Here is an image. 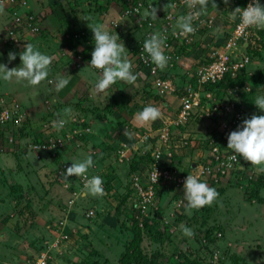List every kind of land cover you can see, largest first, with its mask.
<instances>
[{
	"label": "rangeland",
	"instance_id": "1",
	"mask_svg": "<svg viewBox=\"0 0 264 264\" xmlns=\"http://www.w3.org/2000/svg\"><path fill=\"white\" fill-rule=\"evenodd\" d=\"M23 1L26 2V5L19 2L13 6L14 14H12V10L9 11L12 6L4 7L6 11L4 10L3 14H0V54H2L0 63L6 64L9 68L19 66L21 61L20 51L17 47L10 45L7 39L3 41L4 35L7 36L6 26L12 22L13 17L20 24L19 26H23L25 19L22 17L35 14L30 11L32 6L37 8L39 3H52L53 10L56 12V14L53 13L54 21L51 23L53 30L56 26L55 16L60 15L58 4L65 5L64 10L72 12L74 16H72L75 22L73 26L76 30L72 35L74 38L66 37L68 39L66 42H69L70 45L72 43L77 45L78 42L77 50L84 58H91V52L94 49V40L90 34L91 29L88 27V23H97L96 20L101 19V13L105 12L102 11L104 7L108 9L109 13L114 10L111 7L112 4H109V7L106 6L108 4L106 0H32V2L28 0L31 7L27 0ZM86 1L90 2L88 6L84 4ZM134 1L117 0L115 11L112 13L114 19L118 18L123 8ZM66 2L71 4L72 9H69V5L66 6ZM215 2L217 7H213V1L208 2L207 12L204 15L206 21L211 20L209 25L200 27L196 36H193L196 38L195 41H191L184 49L190 48L193 52L207 49L206 44L198 43L197 38L199 35H204L205 30L213 26L217 32L214 39L215 45L209 44L210 49L225 40L224 32L231 29L235 20L231 14L233 10L229 9L224 0H215ZM261 5H264V0ZM142 11L138 14L139 19L144 17L145 10ZM161 18L162 16L157 19V25H161ZM136 19L134 17L124 18L123 22L113 20L116 22L115 24L107 19L106 30L118 27L115 31L120 37L118 43H124L128 59L133 68L138 70L139 67L135 63L136 56L131 53L140 35L138 28L141 26L138 25L139 20ZM141 28L144 31L143 27ZM25 32L24 30L20 31L19 42L20 39H26L27 35V38L33 36ZM41 32L39 26V31L35 36L37 37ZM81 33L84 34L82 38ZM84 37H88V39L86 40ZM38 40L35 38L32 42ZM59 46L58 43H53L51 46L55 64H58L61 59V55L58 56ZM247 50L250 52V58L248 65L246 64V71L243 73L244 81L222 89L216 94L223 101L226 98L234 100L235 109L241 107L243 119L250 118L252 114L264 115V111L254 103L257 96L264 95V37L259 35L258 39L252 40V45H248ZM9 51L17 54L15 60H8ZM40 51L44 53V51ZM200 54H203L200 59L201 64L207 56V50ZM141 73L140 80L135 82L136 85L132 84L131 88L122 86L121 89L110 86L111 93L116 90L114 94L108 95V98L106 93L102 96L98 95L97 101L90 105L93 104L96 109L100 110L110 101L116 100L124 102L126 108L140 109L151 104L157 106L162 112L163 109L160 105L162 98L150 96L148 90H150L151 84L147 81L146 75ZM98 75L94 76V79H97ZM50 78L54 79V74ZM25 84H27L26 81L17 83L15 80L12 82L0 80V106L17 102L23 111L25 107L28 111V115L26 110L24 111L26 113L25 123L23 126L21 124V130L19 134L14 135L12 142H9L7 138L13 132L14 127L9 126L12 128L9 131L8 125H0L3 128L6 127L5 130L2 129L3 134L0 135V264H29L37 253L46 250L48 256L46 264H119L118 257L131 239L133 231H136L135 225L140 229L139 233H142L141 253L147 257L160 255L164 264H176L183 257L200 260L203 264H264V212L258 211L254 207V204L259 203L261 208H264V172H261L258 166L241 158L243 171L222 180L221 184L225 188L222 192H218L219 195L212 205L204 206L199 210L193 209L191 215L188 214L186 208L187 201L184 198L183 187L170 186L166 188L164 185L157 188L154 200L155 209L148 211L147 214L138 215L137 211L130 207L131 205L129 206V196L125 195L128 184L127 177L128 172H132L136 168H142L141 172L146 168L149 162L147 153L142 149L137 153L138 151H133L130 148L128 157L130 165L127 166V171L125 169L124 176L120 178L119 182L108 173L102 174L101 177L105 178V182H103L105 194L100 197L85 194L83 191L85 181L82 177L73 175L65 179L64 176V171L69 166L67 162L69 156L75 151L73 149L80 146L79 140L84 137L83 135L73 134L68 145L55 148V152L59 154V162L51 161V152L40 153L39 159L35 158L36 153L31 152L30 144L32 142L43 139L46 135H50L49 132H52V125L49 122L55 115L50 116L45 113L47 110L53 109V103L43 102L41 105L28 101L23 96L27 90ZM182 87L181 84L176 86L173 98L175 95L177 96ZM96 94L100 93L96 92ZM110 96L112 99L109 98ZM165 98L170 100V95ZM109 99L111 100L109 101ZM43 105L42 111H38ZM61 116H63L62 113ZM78 117H83V121L85 119L83 115ZM66 118L68 117L64 119ZM217 118L191 120L193 123L184 126L183 129L179 128L178 131L184 133V137L175 141V153L172 155L178 162V169L187 172L191 169L192 162H200V155L204 153L203 136L219 131ZM153 122L155 124L153 123L151 128L157 124L158 119ZM176 130L173 132L174 134L178 132ZM206 130H210V132L207 133ZM135 134L136 130H133L132 137L129 135L112 144L105 143V147H103L105 150L101 148L103 150L102 163L111 167L112 165L106 164L109 161L112 163L111 153L121 143H131L136 138ZM104 136L108 141L113 140V137L107 133ZM14 140H18L20 149L23 147L25 150L27 149L26 157L30 158L29 160L18 148L16 149V146H11ZM75 143H79V145L74 146ZM86 143L85 141L84 144ZM184 148L186 149L184 150ZM84 149L87 148L84 147ZM30 160L44 161L35 163ZM113 164L116 166L115 163ZM101 168L104 169L103 164ZM58 170L62 173L56 178L55 175H59ZM206 183L208 184V182ZM260 183L263 185L260 186ZM68 184L78 190L77 192L80 194L77 197L71 198V193L66 190ZM256 188L261 192V197L259 192L258 196L254 195L253 192L256 191ZM69 198H71V202L68 201ZM246 206L247 208L251 206L248 222L250 225L247 223L249 209H246ZM89 210H92V213L88 216ZM253 210H256V214L253 213ZM254 221L257 222L253 225ZM145 224H152L150 231L145 230ZM182 224L192 228L194 236H184L180 227ZM207 229L213 230L212 234L218 231L221 233L220 237L215 234V240L209 247L211 251H208V248L206 249L204 246L205 249L201 247V241L203 242L201 237ZM64 234L66 237L57 239V236ZM57 242L59 243L54 245ZM173 247L176 248L174 252H172ZM213 253H215V257H213Z\"/></svg>",
	"mask_w": 264,
	"mask_h": 264
},
{
	"label": "built area",
	"instance_id": "2",
	"mask_svg": "<svg viewBox=\"0 0 264 264\" xmlns=\"http://www.w3.org/2000/svg\"><path fill=\"white\" fill-rule=\"evenodd\" d=\"M168 1L170 7L163 12L161 25H157L158 22L156 19L152 20L150 17L149 19L143 17L142 21L145 25L144 23H139L138 25L143 27L144 31L142 36L145 39L155 32H160L166 36L164 54L169 57L166 68L170 70L180 60V53L176 51V48H173V44L178 46L180 43H190L199 28L204 25L208 26L211 20L208 19L206 21L205 17L201 15L193 22L194 33L188 34L187 36H180L178 34L179 29L175 28L173 23L180 15H187L193 9L187 7L186 0ZM19 2L24 4L23 0H0V4L4 6H14ZM233 2L237 1L233 0ZM249 2L251 0H243L235 5L234 9L236 7L245 8ZM262 2L263 0H260L261 4ZM150 5L154 6L152 0H135L127 5L126 8H123L120 15L122 17L138 16L142 10H148ZM171 5L175 6L172 7ZM195 10L198 11L199 6ZM17 19L19 20V17ZM22 19H25L22 24L23 26H19L20 24L15 21L16 19L14 17L12 22L8 24L6 39L9 44L18 43V35H20L21 30L31 35H35L39 31V26L33 15L28 14L26 17H22ZM260 30L263 29L242 25L240 17L237 15L232 28L229 30L222 44L209 49L207 51L208 61L202 62L192 71V76L188 78L182 87V91L176 96L177 105L173 111L168 114H162L158 118L157 124L151 129L136 131L134 142L138 146L140 145L142 151L147 153L149 157L146 168L142 172V168L131 172L128 181L131 191L130 198L128 197L130 199L129 206L131 205L130 207L136 210L138 215L147 214L148 211L155 209L156 187L160 185H164L166 188L170 186L180 187L183 185L187 175H195L198 179L206 178L209 184L218 185L222 183V180L229 178L230 173L240 165L242 156H238L231 149H228L224 143V139L241 124V107L235 109L234 100L226 98L223 101L220 96L216 95L219 91L215 88H208V86H214L223 80L225 75L233 78L244 71L250 58V52L247 50L248 45H252V40L259 38ZM137 45L135 51L136 60L146 69L152 92L163 99L166 96L174 94L176 85L173 81L168 77L162 76L159 68L151 62L147 53L143 51V43H138ZM192 77L193 83L190 81ZM228 92L230 93V90ZM54 115V118L49 122L50 125H52V121L54 120L65 118L64 115ZM215 117H218L216 120L219 131L214 137L211 136L212 134L203 136L206 148L204 147V153L200 155V162L195 163L187 172L178 169V162L172 155L175 153V141H179L180 139L176 138L173 130L179 129L180 126H187L189 123H193L195 119L200 121L210 120ZM68 118H66L67 123L63 129H54L53 131V127H51L52 132H49L50 135H46L43 139H39L30 144L31 152L36 153L35 158L40 157V153L42 152L53 153L55 148L68 145L73 134L85 136L90 132V128L84 123L82 118H79L75 114H72ZM25 119L26 114L17 102L0 106V125H8L9 131H11V127H14L13 132L7 138L9 142H12L14 135L19 134ZM78 145L79 143L74 144V146ZM130 148L128 144L121 143L113 151L112 163L119 164L128 162ZM131 149L136 151L138 147ZM234 155L236 158L232 159ZM168 162H173V164L169 165ZM156 171L159 175L155 184L153 183V177L156 175ZM59 173L60 170H58ZM93 175H99L101 177L97 171L93 172L88 178H91ZM72 195L73 197L77 196L76 193ZM91 213L92 210H89L87 215L89 216ZM63 237H66V235L57 236V239H62ZM58 243H54V245ZM47 257V250L45 252H39L29 264H46ZM213 257H215V253H213Z\"/></svg>",
	"mask_w": 264,
	"mask_h": 264
},
{
	"label": "clouds",
	"instance_id": "3",
	"mask_svg": "<svg viewBox=\"0 0 264 264\" xmlns=\"http://www.w3.org/2000/svg\"><path fill=\"white\" fill-rule=\"evenodd\" d=\"M229 0H224L227 4ZM187 7L193 9L187 15H180L176 22L180 36H187L194 33L193 22L202 14H206L208 0H186ZM174 7L175 5H171ZM199 6V10L197 9ZM213 7H217L213 0ZM4 12V5L0 4V14ZM232 18L239 15L242 25L264 29V5L260 0H251L247 7H236L232 12ZM145 18L157 19V8L149 6L144 12ZM88 27L93 32L94 49L91 52L90 66L99 69L100 73L95 84L97 92L102 93L118 80L135 84L139 73H133V65L128 59L124 43H118L119 35L110 34L104 24L88 23ZM176 34V33H174ZM166 36L160 32H155L148 36L143 42V51L147 53L151 62L160 70L167 67L169 57L164 54V44ZM2 55V54H0ZM16 53L9 51L8 60L16 59ZM20 65L9 68L6 64L0 63V80L12 82H27L28 85L37 86L49 77L50 65L54 57L42 53L31 43H26L25 48L19 53ZM52 83V81H49ZM69 83L67 78L57 77L55 81L56 91H61ZM255 105L264 111V95H259L254 100ZM65 117H71L72 109L70 107L63 110ZM162 115L161 110L154 105H146L136 113L135 120L141 124H147L155 121ZM67 123L66 119L60 118L52 121V127L61 130ZM227 148L234 154L242 156L245 161H250L252 165L258 166L261 172H264V115L252 114L250 118L242 120L236 130L227 135ZM234 155L232 159H235ZM94 166L92 155H87L83 160L73 159L70 166L64 171L65 179L75 175L84 179L83 191L93 197H100L105 194L103 179L99 175H93L88 178V169ZM231 166V165H229ZM158 172L153 177V183L158 180ZM184 198L187 201L186 208L188 214L191 210H199L204 206H210L216 200L219 193L214 187L201 181L195 175H187L183 183ZM182 234L187 237L194 236L192 228L181 225Z\"/></svg>",
	"mask_w": 264,
	"mask_h": 264
},
{
	"label": "crops",
	"instance_id": "4",
	"mask_svg": "<svg viewBox=\"0 0 264 264\" xmlns=\"http://www.w3.org/2000/svg\"><path fill=\"white\" fill-rule=\"evenodd\" d=\"M29 1L32 2V0H29ZM116 1L115 0H106V3H108L106 6L109 7L112 4L111 7H113L114 10H111V13H109L108 9H106V7H104L102 11H105V12L103 14L101 13V16H100L101 19L100 20L97 19L96 20L97 23L104 24L105 27H107V25H106L107 19L109 21H112V22H114L113 20H115L117 22L118 21L123 22L124 18H129V17H122L119 13L118 18L114 19L112 13L115 11V2ZM163 1L165 2V0H152V2L154 3V6L155 5H157V6L161 5ZM210 1H213V0H208V2H210ZM27 2H28V0H27ZM28 4H29V2H28ZM39 4L37 5V8L35 6L31 7L30 4H29V6L31 7L30 8L31 13L32 12L35 13V14H33V16L36 17V22H37L38 26H40V30H42V32L37 37L35 36L36 35L35 34L32 37L27 38V36H28L27 35L26 39H20V42L18 41L17 44H10V45H14L15 47H17V49L20 52H22L25 48L26 43H31V44H34V46L42 47V48H38V47H35V48L44 51V54L52 56L51 46L53 43H58L60 45L59 50H58V56L61 55V59H60L58 64H55L56 62H54V63L52 62V64L50 65L49 77L46 78L44 81H42L39 85L31 86V85L25 84L24 86L27 87V90H26V93L23 94V96L26 97V99L28 101L37 102L38 104L40 103L41 105L43 104V102L53 103L54 104L53 109L47 110L45 112V113H48L50 116H53L54 114H61V113L63 114V110L65 108H68V107H70L72 109V114H75V115L80 116V117H82V115H83L85 117V119H84L85 124L88 123L86 125L90 128V133H88V135H87V140H89V141L91 140V142H89V143L94 144V145L97 144L99 148L105 147L104 146L105 143L112 144L121 138L128 137L129 135L132 134L133 130H136L137 132L146 131L147 129L149 130L151 128V125H153V123H154L153 121L149 122L147 124H141L138 121H136L134 118L136 113L141 111L143 108L136 109L134 107H131L132 109H131L130 115H128L125 112L120 113L123 116L121 124L118 123V118L115 119L116 116H118V113L116 111H114V113L108 114V112L104 113L102 110H95L94 111L91 109L94 106H93V104L90 105V103L96 102L97 101L96 97H98V95L102 96L106 93V95H107L106 97L108 98V95L114 94L116 92V90L114 91V93H111L110 89L112 90V88L109 87L104 92H102L100 94H96L97 90L95 89V84H96L97 79H94V76L99 74L100 70L95 69L89 65L90 60H91L90 57L84 58L83 55L81 56V54L77 50L78 49V42H77V45H75L74 43H72V45H70L69 42L68 43L66 42V41H68V39H73L74 36H72V35L76 32V30L73 26V23H75V22L73 21L74 16H73L72 12L64 10L65 5H60L57 3L58 4V11H59L60 15L55 16L56 17V20H55L56 26L52 30L53 26L51 25V23L54 21L53 20V18H54L53 13L56 14V12L53 10L54 6L52 5V3L48 4V2H42L40 4V7H39ZM65 4L67 7L69 5V9H72L70 3L66 2ZM84 4H86L88 6L90 4V2L86 1ZM116 6H117V4H116ZM4 7H8V6H4ZM12 9H13V6L11 7V9H9V11H11ZM4 10L6 11V9H4ZM11 12L13 14L15 12V9L12 10ZM157 16H158L157 19H159V17H161L162 15H161V13H158V11H157ZM136 17H139V16H134V18H136ZM157 19H156V21H157ZM7 20H9V19H7ZM115 23L116 22H114V24ZM173 24L176 27V23L174 22ZM41 26H42V28H41ZM117 29H118V27L113 28L111 30L109 29L108 31L110 32V34H114V32ZM138 29L140 31L139 39H141L142 35H143V31H142L141 27H139ZM112 30H114V31H112ZM127 32H129V31H127ZM216 32H217V30L213 26V27L205 30L204 35H202V36L199 35V38H197L198 43L202 42L203 44H206L208 46L207 49H205V50L201 49V50H197V51L193 52V50H191L190 48H188V49L186 48V49L179 52L180 53V60L175 65L174 68H172L170 70H163V71L169 72L170 79L173 81V83L176 86L178 84H181L182 86H184V84L188 80V78L190 76H192V71L200 64V59H201V56L203 55L200 53H203L206 50L208 51L210 48L209 44L215 45L214 39H215V33ZM90 34L93 37V32L91 30H90ZM115 34H116V32H115ZM20 36L21 35H18V39ZM83 36H84V34L81 33V38ZM0 37H1V35H0ZM5 37L6 36L4 35L3 41H5V39H6ZM66 37H69V38L67 39ZM194 37H193L192 41H195L196 38H194ZM35 38H37L39 40L36 42H32V41H34ZM84 38L86 40L88 39V37H84ZM139 39H138V41H139ZM185 46H187V45H185ZM174 48L177 49L178 46H174ZM80 50H82V48H80ZM247 65L245 66L244 72L246 71ZM53 66H54V68H53ZM132 71L134 74L139 73V75H140V74H142L141 72H143V75L144 76L146 75L145 71L139 70V68H138V70L136 68H132ZM53 74H54V79L50 78ZM139 75L137 77V80H140ZM58 76L63 77V78H67L69 80L68 85L59 92L56 91V87H55V81H56V78ZM145 77L147 78V81L150 80L149 76L146 75ZM49 81H52V84L54 83V85L49 83ZM53 86L55 89L53 88ZM112 86H114V87L116 86L115 88L119 87L121 89L122 86L131 88L132 84L118 80L116 82V84L112 85ZM172 95H174V94H172ZM172 95H170V100L165 98L164 100H162L160 102V105L163 109V111L161 112L162 114H164L168 111H170V113H171L173 111V109L176 107L177 98H176V95L174 98ZM111 97L112 96H110L109 98H111ZM111 99H109V101ZM174 102H176V103H174ZM58 103H61L62 105H59ZM43 107H44V105L38 111H42ZM45 109H46V107H45ZM25 110L24 111L27 113L28 111H27L26 107H25ZM95 114H96V116H95ZM27 115H28V113H27ZM120 120H121V118H120ZM189 124H191V123H189ZM175 130L176 129H174L173 132ZM178 130L179 129H177L176 131H178ZM206 132L209 133L210 130L209 131L206 130ZM105 133L112 136L113 140L108 141L107 137L104 136ZM187 134H189L188 131H187ZM175 136L177 139H180V138L184 137V133L182 134L178 131L175 133ZM131 137H132V135H131ZM134 140L135 139H133L132 142L129 143L128 145L131 148L138 147V149L136 151L139 152L142 147L140 145L138 146V144H136L134 142ZM121 141H124V140H121ZM98 147H91L90 146L89 148H90V150H91V148L96 150V148H98ZM89 148L84 149L83 147L79 146L78 148L73 149L75 151L72 154H70L69 159L67 161L69 163V166L71 165L73 159L83 160L84 156H86ZM109 148H111V147H109ZM186 148H187V146H186ZM186 148H184V150ZM76 151H79V152H76ZM102 152H101V154H102ZM111 154H113V152ZM26 159L29 160L30 158L26 157ZM93 160H94V166L89 168L88 172H91V171L97 172L98 171L99 173H102L105 175L108 173L113 177V179L115 178L117 180V182H119L120 178H122L124 176L125 169L127 171V166L130 165V164H128L129 161L128 162L126 161V162H122L119 164L117 163L116 166L113 165L114 167L113 166L110 167V166L104 165V163H102V161H99L96 157L95 158L93 157ZM30 161H34L35 163H40V162H43L44 160L43 161L30 160ZM51 161H52V159H51ZM110 162L111 161H109V163ZM109 163L107 162L106 164L110 165ZM102 164L104 166V169L101 168ZM194 164L195 163L192 162V164L190 166L192 167ZM242 167H243V165H242V163H240V165H238V169H241ZM130 173L131 172L128 173L127 182L129 181ZM128 184L126 186L127 188L129 187ZM260 193H259V196L261 197L262 195ZM250 207L251 206H248V208H247V206H246V209H249L248 214H247V223L249 222V217L251 215V208ZM254 207L256 209H258V211L260 210V211L264 212V208H261L262 206H260L259 203L254 204ZM253 213L256 214V210H253ZM256 222L257 221H254L253 225ZM248 225H250V224L248 223Z\"/></svg>",
	"mask_w": 264,
	"mask_h": 264
},
{
	"label": "trees",
	"instance_id": "5",
	"mask_svg": "<svg viewBox=\"0 0 264 264\" xmlns=\"http://www.w3.org/2000/svg\"><path fill=\"white\" fill-rule=\"evenodd\" d=\"M235 1H237V2H233V0H229V2L226 4V5H228L229 6V9H231V10H233L234 9V6L235 5H237V4H239L240 2H242L243 0H235ZM155 7L157 8V11H158V13H161V14H163V12L165 11V10H167V9H169V1L168 0H165V2L163 1L162 2V4L161 5H159V6H157V5H155ZM180 12V11H179ZM203 16H204V14H202ZM131 17H134V16H131ZM137 18V20H139V23H141V24H143L144 22L142 21V19H139V17H136ZM149 19V18H148ZM236 19V18H235ZM234 22H235V20H234ZM234 22H233V24H234ZM233 24H232V26H233ZM144 25H145V23H144ZM232 28V27H231ZM228 32L229 31H225L224 32V34H225V38H226V36H227V34H228ZM259 35L261 36V37H264V29L263 30H260L259 31ZM144 40H145V38L142 36V38L141 39H139V41L135 44V46L132 48V55H134L135 56V51H136V48H137V44L138 43H143L144 42ZM189 44V43H188ZM220 44H222V43H220ZM220 44H218V45H216V46H212L211 48H215V47H217V46H219ZM185 45H187V44H184V43H180L179 45H178V48L176 49V51L179 53L180 51H182L184 48H185ZM174 46H176V44H173V48H174ZM207 46V45H206ZM208 47V46H207ZM210 49V48H209ZM203 61L204 62H207L208 61V57L206 56V58H204L203 59ZM203 62V63H204ZM135 63L137 64V66L139 67V69L140 70H144L145 71V73H146V75H147V72H146V69L144 68V67H142L141 65H140V63L136 60L135 61ZM175 67V66H174ZM160 70V69H159ZM164 70H168L167 68H165ZM163 70H160V72L162 73V76H164V77H168V78H170V75H169V72L168 71H163ZM243 73H244V71L242 72V73H240V74H238L236 77H233V78H231L229 75H225V77L223 78V80H221V81H219L218 83H216L214 86H208V88H215L217 91H221L222 89H226L227 87H230V86H233L234 84H237V83H241V82H243L244 81V78H243ZM193 80V77L190 79V81H192ZM191 83H193V81L191 82ZM176 90V89H175ZM180 91H182V89L180 90ZM179 91V92H180ZM178 92V93H179ZM148 93L150 94V96H152V97H157V98H159L157 95H155L153 92H152V89H151V87H150V90H148ZM165 99V98H164ZM163 98H162V100H164ZM92 110H99V109H96L95 108V106L94 107H92L91 108ZM131 109L132 108H126V106L124 105V102H119V101H116V100H113V101H110L108 104H106V105H104L100 110H102L104 113L105 112H108V114H111V113H114V111H116L117 113H118V116H116V118L115 119H117L118 118V123L119 124H121L122 122V116H121V114L120 113H123V112H125V113H127L128 115H130V113H131ZM57 110V109H56ZM57 115H59V116H61V114H57ZM95 116H96V114H95ZM120 118H121V120H120ZM26 120V119H25ZM242 120H243V116H242ZM24 123H25V121H24ZM86 124H88V123H86ZM24 125V124H23ZM1 128H0V135H2L3 134V131H2V129L3 130H5L6 129V127H2V126H0ZM183 127L184 126H180L179 128L180 129H183ZM90 133V132H89ZM216 134V133H215ZM214 132H212V137H214ZM87 135H88V133L81 139V140H79L80 141V147H85V148H89L90 146L91 147H98L97 145H94V144H91V143H89L88 142V140H87ZM220 135V134H219ZM226 139H224V143L227 145V137H225ZM220 139H221V137H220ZM17 141L18 140H14L13 141V144L11 145L12 147L13 146H16V149L18 148V150L20 151V152H22L25 156L27 155V149L25 150V148L23 147V148H19V146L20 145H18V143H17ZM85 141L87 142L86 144H84L85 143ZM87 144H89V145H87ZM103 147V146H102ZM204 147L206 148V143H204ZM99 149H101V148H96V150H94L93 148H91V150H90V148H89V150H88V152H87V154H86V156L87 155H92L94 158L96 157L99 161H102L101 160V158L103 157V156H101L102 154H101V152L103 151V150H105L104 148H103V150L101 149V150H99ZM98 150H99V152H98ZM109 156V155H108ZM100 157V158H99ZM111 157H112V154H111ZM40 157H38V158H36V159H39ZM243 158V157H242ZM51 159L53 160V162L55 163V162H59V154L57 153V152H53L52 153V156H51ZM112 160V159H111ZM165 162H167V161H165ZM110 165H114V164H112L111 162L109 163ZM168 164L169 165H172L173 164V162H168ZM243 165V164H242ZM60 170H62V168H59ZM112 169V168H111ZM139 168H136V169H134L133 171H137ZM243 171V169H238V168H236L235 170H233L231 173H230V177H232V174L233 175H236V174H238V173H241ZM62 173V172H61ZM61 173H59V175H55L56 176V178H58L60 175H61ZM129 173V172H128ZM87 174H89V176L90 175H92L93 174V171H91V172H87ZM100 175H102V173H100ZM227 178V177H226ZM103 179V182H105V178H102ZM201 181H204V182H208V184H209V181L206 179V178H202V179H200ZM229 180V179H228ZM82 184H83V182H82ZM260 186L261 185H263V183H260L259 184ZM209 186H211V187H214L216 190H217V192H222L223 190H224V186L221 184H218V185H209ZM264 186V185H263ZM181 188L183 187V185L182 186H180ZM157 188L158 187H156V191H157ZM259 189H260V187H258ZM258 188H256V191L254 190V195H257L258 196V194L260 193L259 192V189ZM68 192H70L71 194V198H73V193H76L77 195H79L80 193L79 192H77L78 190H76L75 188H74V186H72V185H69L68 184V186H67V189H66ZM130 188L128 187L127 188V190H126V193H125V195L128 197L129 195H130ZM259 192V193H258ZM258 193V194H257ZM251 196V195H250ZM75 197H77V196H75ZM74 197V198H75ZM71 198H69L68 199V201L71 199ZM250 199H253L252 197H249ZM257 199V198H256ZM129 207V206H128ZM138 226L137 225H135L134 226V228H135V230L136 231H133V234H132V237H131V239L128 241V243H127V245L125 246V248L123 249V251L120 253V255H119V257H118V263L119 264H164V262L161 260V256L159 255H151V256H149V257H147V256H144L142 253H141V250H140V241H141V237H142V233L140 234L139 232H140V229L139 228H137ZM151 227H152V224H145V230L146 231H150V229H151ZM219 230V229H218ZM213 231V230H212ZM212 231L210 230V229H207L206 231H204V233L202 234V237H201V239L203 238V242L201 241V247H202V249H207L208 248V251L210 250V245L212 244V242L215 240V234H218L219 235V237L221 236V233H220V231H218V232H216V233H214V234H212ZM211 235V236H210ZM154 238V237H153ZM205 248H204V247ZM175 247H173V250H172V252H174L175 251ZM211 251V250H210ZM176 264H203V262H201L200 260H194L193 258H188V257H183V259L182 260H180V261H178Z\"/></svg>",
	"mask_w": 264,
	"mask_h": 264
}]
</instances>
